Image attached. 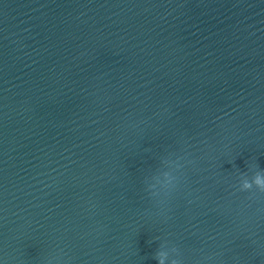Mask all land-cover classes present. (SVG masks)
Masks as SVG:
<instances>
[{"label": "water", "instance_id": "obj_1", "mask_svg": "<svg viewBox=\"0 0 264 264\" xmlns=\"http://www.w3.org/2000/svg\"><path fill=\"white\" fill-rule=\"evenodd\" d=\"M161 261L264 264V232L102 174L0 122V264Z\"/></svg>", "mask_w": 264, "mask_h": 264}, {"label": "clouds", "instance_id": "obj_2", "mask_svg": "<svg viewBox=\"0 0 264 264\" xmlns=\"http://www.w3.org/2000/svg\"><path fill=\"white\" fill-rule=\"evenodd\" d=\"M256 183L262 187V190H264V181H261L259 178H257ZM244 188H245V189L250 188V185L245 184V185H244ZM156 258H157V257H156ZM161 264H163L162 261H161ZM173 264H175V262H173Z\"/></svg>", "mask_w": 264, "mask_h": 264}]
</instances>
